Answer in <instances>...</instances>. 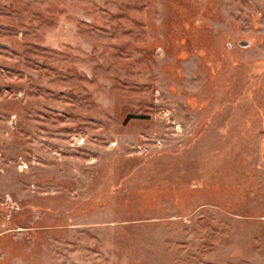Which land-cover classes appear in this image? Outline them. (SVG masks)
<instances>
[{
    "label": "rangeland",
    "instance_id": "374dc122",
    "mask_svg": "<svg viewBox=\"0 0 264 264\" xmlns=\"http://www.w3.org/2000/svg\"><path fill=\"white\" fill-rule=\"evenodd\" d=\"M0 264H264V0H0Z\"/></svg>",
    "mask_w": 264,
    "mask_h": 264
}]
</instances>
